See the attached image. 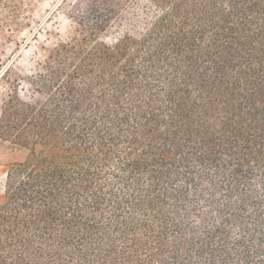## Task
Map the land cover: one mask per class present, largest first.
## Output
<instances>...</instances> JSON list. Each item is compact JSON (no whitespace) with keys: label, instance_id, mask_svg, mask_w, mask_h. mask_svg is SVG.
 Instances as JSON below:
<instances>
[{"label":"trees","instance_id":"obj_1","mask_svg":"<svg viewBox=\"0 0 264 264\" xmlns=\"http://www.w3.org/2000/svg\"><path fill=\"white\" fill-rule=\"evenodd\" d=\"M61 0L71 34L16 78L0 264H264V0ZM33 0H0V44ZM5 74H3L4 76Z\"/></svg>","mask_w":264,"mask_h":264},{"label":"rangeland","instance_id":"obj_2","mask_svg":"<svg viewBox=\"0 0 264 264\" xmlns=\"http://www.w3.org/2000/svg\"><path fill=\"white\" fill-rule=\"evenodd\" d=\"M33 2L30 26L16 34L10 41H2L0 44V105L11 91L8 83L11 78L18 79L17 89L21 97L29 99L33 96V87L29 81L36 74V60L41 51L40 47L42 45L49 47L67 38L74 28L62 5L58 6L61 0ZM152 16L153 8L147 0H131L120 18L107 32L106 39L114 41L124 33L137 35L146 29ZM24 157L23 150L15 149L7 143L0 145V195L3 193L8 165Z\"/></svg>","mask_w":264,"mask_h":264}]
</instances>
